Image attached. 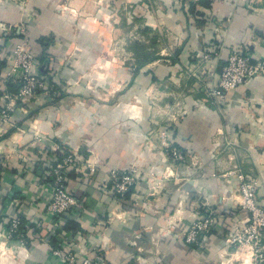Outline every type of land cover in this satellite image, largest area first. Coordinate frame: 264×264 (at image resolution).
<instances>
[{
  "label": "crops",
  "instance_id": "obj_1",
  "mask_svg": "<svg viewBox=\"0 0 264 264\" xmlns=\"http://www.w3.org/2000/svg\"><path fill=\"white\" fill-rule=\"evenodd\" d=\"M14 28L36 57L34 72L54 88L41 91L27 113L15 110L7 134L0 132L7 154L0 264H65L52 253L58 247L74 252L77 264L84 257L91 264L248 258L225 244L245 217L230 171L254 180L264 205V76L222 99H207L205 86L215 83L229 52L264 58V0H0L3 51L21 40ZM135 43L156 57L142 59ZM6 72L5 60L0 87ZM161 130L184 161L165 152ZM69 152L80 164L67 173L79 206L61 219L67 229L60 238L42 206L51 167ZM87 163L95 167L83 168ZM130 165L141 177L117 202L108 170ZM209 214L217 223L205 244H187V223ZM13 217L22 221L21 236L8 234Z\"/></svg>",
  "mask_w": 264,
  "mask_h": 264
},
{
  "label": "built area",
  "instance_id": "obj_2",
  "mask_svg": "<svg viewBox=\"0 0 264 264\" xmlns=\"http://www.w3.org/2000/svg\"><path fill=\"white\" fill-rule=\"evenodd\" d=\"M20 1L21 0H14ZM204 54L208 57L210 49ZM1 57V53H0ZM36 64L35 55L26 49L25 44H16L10 61L7 65V72L4 79L10 80L17 85V91H5L2 98L5 104H0V118L8 120L14 111L15 99L35 97L36 92L45 83L43 77L32 73ZM264 76V58H254L249 50H234L229 52L224 64L218 73L215 83L205 86L207 99L225 98L228 91L245 84L248 80ZM161 143L165 152L175 161H184L186 154L177 146L172 144L166 131L159 133ZM79 160L76 153H64L60 160H57L51 167L52 180L47 183L49 199L42 206L44 212L53 219V233L63 238L66 230L60 222L63 215L73 207L79 206V201L67 184V173L72 167H79ZM84 164H82L83 166ZM95 165L87 163L85 167L93 169ZM238 177L237 192L240 197L238 206L245 217L241 222L236 223L228 232L225 238L226 247L234 248L235 252H241L248 258L242 257L241 264L253 263L264 264V205L257 197V188L254 180L249 179L241 170H232ZM141 177V172L136 165L127 167H111L108 170L107 184L113 198L120 202L130 188ZM217 223L216 215L209 214L198 217L187 223L181 232V238L190 245L203 246L208 233ZM22 233V221L20 217H13L8 224V234ZM52 253L59 257L65 264H77V255L63 247L54 248ZM81 264H91V259L84 257Z\"/></svg>",
  "mask_w": 264,
  "mask_h": 264
},
{
  "label": "rangeland",
  "instance_id": "obj_3",
  "mask_svg": "<svg viewBox=\"0 0 264 264\" xmlns=\"http://www.w3.org/2000/svg\"><path fill=\"white\" fill-rule=\"evenodd\" d=\"M24 30V29H23ZM8 32V31H7ZM12 32V35L13 36H18V35H20V41H18V42H16L14 45H13V47L11 48V50L10 51H8V50H2L3 48H2V46H0V53H1V57L0 58H2V59H5L6 60V62H7V65H8V63H9V61H10V57L12 56V52H13V50H14V48H15V46H16V44H18V43H24L25 44V40H26V36H25V34L21 31H18V30H16L15 28L11 31ZM26 49L27 50H29L27 47H26ZM30 51V50H29ZM32 73H34V74H36V75H38L36 72H34V69H32ZM6 80V82L7 81H10V80H7V79H5ZM45 81V83H43L44 84V86L41 88V89H39L37 92H36V96L41 92V91H43L44 89H48V90H52L53 88H54V86L53 85H50L52 82H49V83H46V80H44ZM6 82L2 85V87H0V104H5V102H6V100H4L3 98H2V96H3V94H4V92L5 91H11V92H16L17 91V85H16V87H15V89L14 90H11V89H7V87H6ZM25 97L23 100L22 99H15V102H14V105H15V107H14V111L15 110H19V111H22L23 113H27L28 111H30V109H31V105H32V103L33 102H35V101H38V99H37V97ZM13 111V112H14ZM11 118V117H10ZM10 118L8 119V120H2L1 118H0V125L2 126L3 124H4V126H2L1 127V130H0V132H5L6 131V133H7V131L9 130V128H10V125H9V121H10ZM2 144V143H1ZM5 151H4V149H3V146H0V172H1V169H3V166H4V164H5V162H4V159H5V156L7 155H5ZM6 161V160H5Z\"/></svg>",
  "mask_w": 264,
  "mask_h": 264
},
{
  "label": "trees",
  "instance_id": "obj_4",
  "mask_svg": "<svg viewBox=\"0 0 264 264\" xmlns=\"http://www.w3.org/2000/svg\"><path fill=\"white\" fill-rule=\"evenodd\" d=\"M135 45V52H136V54L138 53V56H140L142 59H144V60H146V61H151L152 59H154L155 57H156V55L154 54L155 53V51L154 50H151L150 52H148V51H143L142 50V44H138V43H135L134 44ZM5 65V59H0V68H2L3 66ZM54 84V83H53ZM6 87H7V89H11V90H14L15 89V87H16V85H15V83H13V82H11V81H7L6 82ZM60 87V86H59ZM7 134V133H6ZM5 135V134H4ZM4 137V136H3ZM3 137H0V140L3 138ZM55 164V163H54ZM52 180V176H50L49 178H48V182H50ZM130 190H131V188H130ZM129 190V191H130ZM129 191L125 194V197L120 201V202H122L123 200H125L128 196H129ZM67 213V212H66ZM65 213V214H66ZM64 214V215H65ZM63 215V216H64ZM62 226V228H64L65 230L67 229V227L66 226H63V225H61ZM231 228V227H230ZM56 241V240H55ZM53 242H54V240H53Z\"/></svg>",
  "mask_w": 264,
  "mask_h": 264
}]
</instances>
